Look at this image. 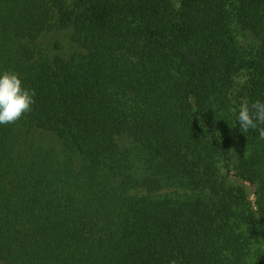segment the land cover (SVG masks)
Returning <instances> with one entry per match:
<instances>
[{"label":"trees","instance_id":"16d2710c","mask_svg":"<svg viewBox=\"0 0 264 264\" xmlns=\"http://www.w3.org/2000/svg\"><path fill=\"white\" fill-rule=\"evenodd\" d=\"M0 70V264H264V0H0Z\"/></svg>","mask_w":264,"mask_h":264},{"label":"clouds","instance_id":"9594fccd","mask_svg":"<svg viewBox=\"0 0 264 264\" xmlns=\"http://www.w3.org/2000/svg\"><path fill=\"white\" fill-rule=\"evenodd\" d=\"M35 93L27 88L18 73L0 70V125L11 124L29 112L34 104ZM239 130H254L258 139L264 141V101L243 104L237 114Z\"/></svg>","mask_w":264,"mask_h":264},{"label":"rangeland","instance_id":"374dc122","mask_svg":"<svg viewBox=\"0 0 264 264\" xmlns=\"http://www.w3.org/2000/svg\"><path fill=\"white\" fill-rule=\"evenodd\" d=\"M67 1H68V3H70V2H72L73 0H67ZM65 47H66V49H65L64 51H69V50H71V49L74 48V46L70 45V43H69V44L67 43V44L65 45ZM243 79H244V74H243V72H240V73L238 74L237 78H236V82L240 85V83L243 81ZM46 138H47L48 140L51 141V139H52L51 134H47V135H46ZM124 143H127V141H124Z\"/></svg>","mask_w":264,"mask_h":264}]
</instances>
